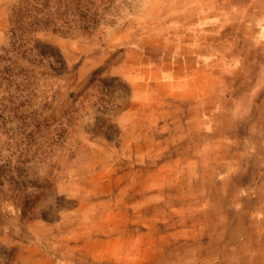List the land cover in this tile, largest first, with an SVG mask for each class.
Returning <instances> with one entry per match:
<instances>
[{"label":"rangeland","instance_id":"374dc122","mask_svg":"<svg viewBox=\"0 0 264 264\" xmlns=\"http://www.w3.org/2000/svg\"><path fill=\"white\" fill-rule=\"evenodd\" d=\"M17 1L0 0V264H21L22 249L45 240L61 264H264V241L252 234L228 248L244 209L234 196L255 171L216 184L209 158L178 153L195 144L166 151L154 124L162 104L132 97L128 80L148 76L146 59L166 49L167 0H104L111 5L98 31L82 34V19L70 17L71 37L38 33L52 57L27 58L43 75L13 52ZM91 236L93 248L69 251Z\"/></svg>","mask_w":264,"mask_h":264},{"label":"crops","instance_id":"0c3cea01","mask_svg":"<svg viewBox=\"0 0 264 264\" xmlns=\"http://www.w3.org/2000/svg\"><path fill=\"white\" fill-rule=\"evenodd\" d=\"M166 2L162 11L171 16L161 34L166 49L156 60L146 59L148 76L136 74L128 80L132 97L162 104V116L154 124L163 128L169 153L175 154L170 144H195L178 153L189 151L192 158H209V176L216 170L224 177L245 169L255 171L256 177L241 185L234 196V207L244 209L239 239L228 248L238 249L250 234L264 241V1ZM176 129L178 135L172 132ZM201 172L205 171L191 173ZM251 188L257 193L241 198V191ZM94 238L99 239L91 236V243L79 248L72 245L69 251L93 248ZM17 244L25 243L18 240ZM257 244H252L253 250ZM20 253L21 264L62 261L46 240L28 244Z\"/></svg>","mask_w":264,"mask_h":264},{"label":"trees","instance_id":"16d2710c","mask_svg":"<svg viewBox=\"0 0 264 264\" xmlns=\"http://www.w3.org/2000/svg\"><path fill=\"white\" fill-rule=\"evenodd\" d=\"M110 2H104V0H18L10 13L12 25L10 32L15 41L13 45L17 46L13 52L20 60L32 64L29 73L46 74V72L37 71L36 68L39 65L27 58L34 50H37L45 60L49 61V57H52L51 54L49 56L39 50L37 34L46 32L52 35L60 34L65 38L71 37L74 32H72L73 27L70 26L71 22L68 20L70 17L78 18L79 22L82 19L77 25L78 31L82 34L96 32L102 22H106L105 17L111 5ZM74 22L72 21V23ZM45 47L50 50L54 49L50 45H45ZM59 57L62 59L60 53ZM61 61L64 63L63 59ZM38 63L42 65L41 61ZM50 69L53 70V68ZM112 74L118 75L117 73ZM216 172L214 176H216L215 180L218 184L217 179L221 175L217 170ZM256 193L257 191L251 188L241 191L240 196L244 199L246 195L254 196ZM252 216H255V212Z\"/></svg>","mask_w":264,"mask_h":264},{"label":"built area","instance_id":"2783aa9c","mask_svg":"<svg viewBox=\"0 0 264 264\" xmlns=\"http://www.w3.org/2000/svg\"><path fill=\"white\" fill-rule=\"evenodd\" d=\"M262 1H264V0H262Z\"/></svg>","mask_w":264,"mask_h":264}]
</instances>
